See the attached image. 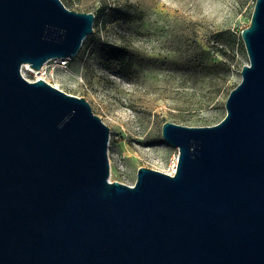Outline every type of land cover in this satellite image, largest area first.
I'll list each match as a JSON object with an SVG mask.
<instances>
[{
  "label": "water",
  "instance_id": "95a60500",
  "mask_svg": "<svg viewBox=\"0 0 264 264\" xmlns=\"http://www.w3.org/2000/svg\"><path fill=\"white\" fill-rule=\"evenodd\" d=\"M94 13L0 0V264H264V0L240 34L248 61L217 123L164 121L173 174L109 178L110 129L39 69L75 56Z\"/></svg>",
  "mask_w": 264,
  "mask_h": 264
},
{
  "label": "rangeland",
  "instance_id": "374dc122",
  "mask_svg": "<svg viewBox=\"0 0 264 264\" xmlns=\"http://www.w3.org/2000/svg\"><path fill=\"white\" fill-rule=\"evenodd\" d=\"M61 1L93 12V32L60 58L66 64L47 62V80L84 97L109 127L111 180L132 183L140 166L167 171L178 149L161 137L162 123L222 119L248 61L240 32L255 0Z\"/></svg>",
  "mask_w": 264,
  "mask_h": 264
},
{
  "label": "built area",
  "instance_id": "2783aa9c",
  "mask_svg": "<svg viewBox=\"0 0 264 264\" xmlns=\"http://www.w3.org/2000/svg\"><path fill=\"white\" fill-rule=\"evenodd\" d=\"M59 60H60V58H52V59L47 60L45 63H47V62H49V61H54V62H55V65H58V66H60V64H66V63H65L66 61H59ZM25 65H26V63H23V64L21 65V68H20L21 73H22V75H23L25 78H27L28 80H36V79H39V78H42V79L47 80L45 77H43V76H45V71H44V69H43V70H40V68H39V69H34V68L31 67L32 70H27L26 67H25ZM26 73H27V74H26ZM47 81H48V80H47ZM48 82H50V81H48ZM50 83H51V82H50ZM175 164H176V161L173 163V166H174ZM174 168H176V165H175ZM174 171H175V169H173V167H170L166 172H168V173H170V174H173ZM132 183H133V182H132ZM132 183H128V184H132Z\"/></svg>",
  "mask_w": 264,
  "mask_h": 264
},
{
  "label": "bare ground",
  "instance_id": "6f19581e",
  "mask_svg": "<svg viewBox=\"0 0 264 264\" xmlns=\"http://www.w3.org/2000/svg\"><path fill=\"white\" fill-rule=\"evenodd\" d=\"M46 66H47V63H44L43 66L40 68V70H43ZM25 67H26L27 70H32V69H31V66H30L28 63H26ZM43 77L46 78V76H43ZM46 79H47V78H46ZM175 165H176V164H175ZM175 165L173 166V169H175V168H174Z\"/></svg>",
  "mask_w": 264,
  "mask_h": 264
},
{
  "label": "trees",
  "instance_id": "16d2710c",
  "mask_svg": "<svg viewBox=\"0 0 264 264\" xmlns=\"http://www.w3.org/2000/svg\"><path fill=\"white\" fill-rule=\"evenodd\" d=\"M89 38V37H88ZM88 42H89V40H88Z\"/></svg>",
  "mask_w": 264,
  "mask_h": 264
}]
</instances>
